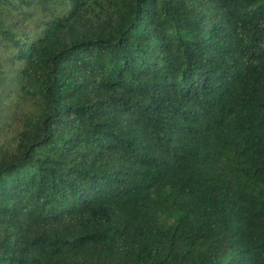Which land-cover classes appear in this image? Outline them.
<instances>
[{
  "label": "trees",
  "instance_id": "obj_1",
  "mask_svg": "<svg viewBox=\"0 0 264 264\" xmlns=\"http://www.w3.org/2000/svg\"><path fill=\"white\" fill-rule=\"evenodd\" d=\"M0 264H264V0H0Z\"/></svg>",
  "mask_w": 264,
  "mask_h": 264
}]
</instances>
